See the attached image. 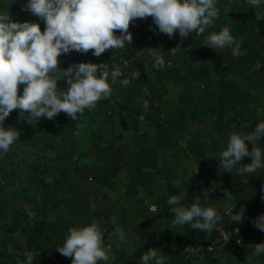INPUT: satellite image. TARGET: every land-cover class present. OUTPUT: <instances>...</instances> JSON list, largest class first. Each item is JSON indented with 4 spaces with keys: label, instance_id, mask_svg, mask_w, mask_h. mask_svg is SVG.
Segmentation results:
<instances>
[{
    "label": "clouds",
    "instance_id": "1",
    "mask_svg": "<svg viewBox=\"0 0 264 264\" xmlns=\"http://www.w3.org/2000/svg\"><path fill=\"white\" fill-rule=\"evenodd\" d=\"M219 0H26L25 7L43 20L12 19L6 5L0 0V155L6 153L19 139L20 129L15 125L5 126V119L13 109H19L20 117L37 123L41 117L54 119L62 110L73 119L91 110L104 97H111L113 84L117 81L128 85L116 67L102 70V63L80 61L64 68L60 76L54 73L61 53L71 50L99 56L107 49L124 48L132 44L133 32L129 30L134 18L152 16L158 31L173 37L177 30L181 37L190 33H204L215 24L219 14ZM258 9L257 19H264V0H247ZM119 29V32L114 30ZM205 43L220 51L231 47L234 55H242L241 46L227 25L212 31L205 37ZM153 57L154 67L165 66V56L160 47H147ZM171 52L175 51L173 47ZM66 78L67 87L58 85L60 78ZM23 90L20 91V85ZM148 90L145 89V92ZM145 111L149 101L143 100ZM139 119H145L141 114ZM252 143L251 149L248 142ZM250 155V162L244 157ZM220 165L223 170L245 174H256L264 169V119H260L251 130L233 131L226 146L220 151ZM249 175L248 179L252 176ZM192 176V174H191ZM190 176V179H191ZM187 193L178 191L168 197L172 207L174 224L190 223L192 228L212 232L223 220L221 212L214 206H202L199 202L184 203ZM230 209L232 221L243 222L244 209ZM253 223L264 230V212ZM115 232L123 238L124 228ZM105 229L98 219L69 229L62 246L57 249L72 257L71 264H109L110 246L104 244ZM257 255L264 254V241L251 245ZM33 254L26 253V260L20 264H33ZM169 257L159 247H149L141 255V264H167Z\"/></svg>",
    "mask_w": 264,
    "mask_h": 264
},
{
    "label": "trees",
    "instance_id": "2",
    "mask_svg": "<svg viewBox=\"0 0 264 264\" xmlns=\"http://www.w3.org/2000/svg\"><path fill=\"white\" fill-rule=\"evenodd\" d=\"M234 1L237 3L236 14L229 17L228 21L219 19L222 23L220 25L216 24L215 27H218V30L223 25L230 27L236 42L241 46L242 55H234L231 47H227L223 51H217L205 43V37L209 33H195L194 31L184 37L185 42H180V44H178L176 36L171 39L173 47H175V53L179 56L176 63H167L157 69L154 67L153 62H150L147 65L149 68H144V64H138L133 60L134 53L140 49L144 40L148 39L151 44H157L161 39L166 38L168 34L159 32L157 27H145L143 24H134L133 22H130L129 30L138 34L137 39L139 42L136 43L134 41L135 44L126 43L124 48H110L99 56L93 55L92 49L87 52L71 50L67 53H61L59 58L61 69L68 68L76 62L92 61L108 64V71H111L114 65L122 64L123 60L128 61L127 65L123 67L124 72L120 77L121 80L127 77L130 80L128 85H123L117 81L113 84L111 97L102 98L95 107L89 111L86 110L79 119H73L62 110L63 120L71 121L75 131L80 128V122L82 121H89L91 124L97 123L99 119H96L94 108L100 106L103 108L102 104H100L102 101L110 104V107H104L106 115L102 118V121L107 119L114 120L115 115L118 114L121 128L131 138V142L139 151V155L135 161L117 164V169H110L107 174L104 173L101 176L104 183H113L115 174L117 173L118 177V173L123 168H126L128 177L126 194L133 196L138 192V188L132 184L136 176L146 178L145 191L150 192L153 190L150 187V183L154 182L155 175L161 172V162H171L170 159L164 160L161 155L172 149L174 142L183 134L182 131L184 132L188 129V122L202 120L204 115L212 114L214 116V128L223 129L230 121L240 124L243 122L244 111H236L238 106L248 108L250 115L245 117L246 120L251 119L254 121L257 109H261V107H263L264 112V99L261 93L262 87H260V85L264 84V33L258 40L249 39L245 34H240V31L248 26H258L260 31L264 30V19L258 22V9L248 4L247 0ZM7 2L9 4L6 7L12 19L21 21L25 19L40 20L41 29H44L45 24L38 15H34L30 11L28 13L21 11V7L26 4V0H7ZM114 31L119 32L120 30L116 29ZM178 33L179 31L177 30L176 34ZM180 46L183 47V51L180 50ZM188 52L194 54L196 57L195 62L188 58ZM238 60L241 61L244 69L241 72H232L231 68L236 67ZM131 71H136L137 76H133ZM58 85L62 88L68 86L67 81L60 82ZM20 86L23 88V84ZM145 89L148 91L145 92ZM115 90H120L119 98L116 96ZM172 90L175 91L174 102L168 100ZM114 99H116L115 103L119 105L118 109L117 106L112 105ZM144 99L149 101L148 111H145L143 107ZM248 113L245 114L247 115ZM141 114L145 116L143 121L139 119ZM9 116H14V125L21 131L19 139L6 153L0 155V191L16 176L15 168L10 166L13 162H18L17 157L20 154L18 151L24 142L26 143V141L30 140L33 134L32 124L34 123L22 119L15 114L14 110ZM37 123L41 125V131L44 130L42 134L44 138L32 143L35 146L42 145L49 149L57 148L60 144L55 137L57 134L55 132L49 133L54 120L41 117ZM178 126L181 127L180 130H177ZM150 129H154V140H151L148 136V130ZM94 132H90L88 136L93 137ZM50 136L53 138L50 139ZM181 147L180 154L194 158L198 165L197 168H188L182 165L177 174L168 176L169 180L165 188L167 194L163 195L164 204L161 208V215H175L170 211L172 206L168 204L170 195L183 190L187 193L183 202L190 205L197 199L198 190L204 185L208 186L210 179L214 178L213 170L210 167V158L208 159L203 152V149L209 148L207 142L198 136H191L186 139ZM82 157L83 155L78 156L77 171L84 161ZM40 163L41 161L36 159L33 164L37 174L48 168V165L44 164V162ZM73 176L74 172L63 170L62 178L54 179L53 182H45L41 178L38 179L39 185L43 189L40 198L42 203L40 213L42 217L46 215L45 207L50 205L49 188H53L55 191L63 189L67 185L72 184ZM69 188L71 192L74 189L72 186ZM2 203L3 197L0 193V209ZM57 204L55 202L51 207L54 213L59 214ZM216 208L223 216V220L218 224H222L225 227H233L234 224L228 223L225 212L220 207ZM96 213L97 215L100 214L99 211ZM10 214L11 219L9 222L0 220V264L10 263V261L12 264H20L21 260H26V255L18 256L17 254L9 253L6 249L7 243L11 241L13 234L20 228L28 230L38 225L35 224L29 227L27 223L23 224L19 207L14 208ZM39 225L42 226L43 223L39 222ZM35 233L37 238H27L26 251L32 252L33 261L44 263L43 259L45 258L43 255L47 247L42 243L41 231L36 230ZM215 235L216 228L212 232L197 228V230L194 229L189 233L187 240L190 243H205Z\"/></svg>",
    "mask_w": 264,
    "mask_h": 264
},
{
    "label": "crops",
    "instance_id": "3",
    "mask_svg": "<svg viewBox=\"0 0 264 264\" xmlns=\"http://www.w3.org/2000/svg\"><path fill=\"white\" fill-rule=\"evenodd\" d=\"M148 18L151 20L149 15L147 18H144V21L141 20L139 24H148ZM215 19L216 23L213 26H208L205 33L214 31L213 28L216 24L220 25L218 22H221L219 19L222 18L216 17ZM131 22L138 24L133 20ZM150 26L158 28V26ZM137 36L138 34H136ZM175 36L179 42L178 44L185 42V38L181 37L179 33L175 34ZM165 42L169 43V45L165 46L166 50H163V54L165 60L166 58H170L165 64L176 63L179 56L176 55L175 51H170L173 48L171 41L167 42L163 38L154 45L160 47ZM162 48L163 46L160 47V49ZM180 50L183 51V47ZM165 53L168 55H165ZM187 56L190 60L196 61L193 53L188 52ZM133 60L138 64H143L147 61L153 62V57L151 55L143 56L140 53L133 56ZM58 66H61L60 62ZM64 71L66 69L59 68L54 74L60 76ZM64 81L66 82L67 80L62 77L58 80V83ZM117 93H120V90ZM174 93L175 91L172 90V94L168 97L170 102L175 101ZM100 104H102L103 108L101 106L94 108L96 119L99 120L97 123H93L96 125V128H94L96 131L94 134L92 133L93 137L88 136L90 132L84 133L80 128L75 131L71 121H62V111L53 119L54 124L51 126L49 133L55 132L57 134L55 136L56 140L60 144L57 148L53 149L45 147L48 153H51L50 158H53V160H48V168L45 171L37 174L34 168L31 167V165L33 166L32 162H34L33 158L34 160L39 159L40 161L44 158H40V155H37L33 151L26 152L13 165L16 176L0 191L3 197V203L1 205L2 212L0 213V220L2 222H9L11 219V211L16 207L23 206V201L31 199L40 203V192L43 189L39 185V178L45 182H53L54 179L62 178L63 170L74 172V176L72 184L67 185L63 189L55 191V189L49 188L48 197L50 198V205L48 206L51 207L57 202L59 214L53 212L54 219L49 224L43 223L42 226L38 224L36 227H31L32 225L28 224L31 227L28 230L20 228L13 234L11 241L7 243L6 249L9 253L17 254L18 256L26 255L27 238L36 237L35 231L40 230L41 239H43L42 243L47 247V250L54 251L64 259L65 263L71 264L72 257L63 255L57 247L62 246L71 227L89 223L93 219H98L105 229L104 244L105 246H110L109 254L111 260L109 263L141 264V255L149 247H159L161 253L169 257L167 264L264 263V254L257 255L254 248L251 247L256 242L264 241V230L259 229L253 223V220L260 213L264 212V169L257 170V173L254 175L245 174L241 176L235 169L232 172L223 170L219 166L220 158L218 157L220 151L226 146V142L233 131L251 130L260 119H264V114L262 115L259 114L260 112H257L254 121L251 119L246 120L245 117L250 115L248 108L238 106L236 111H244L243 122L240 124L230 121L223 129L214 128V116L212 114H206L202 120L188 122V129L184 132L182 131L183 134L178 137L180 144H183L191 136H198L207 142L209 147L208 149H203V152L208 159L210 158V167L213 170L214 177L213 184L209 183L208 186H202L197 192L195 202L201 203L202 206L220 207L225 212L228 223H237L240 229L239 237L241 238V242L237 243L233 239L224 248L193 257L187 253L181 254L179 251L186 244L190 243L186 242L187 226L190 227L188 233L194 229L197 230V228H192L190 223L183 225L172 223L174 215L160 216L154 214V211L149 210L146 206H135L137 200L123 202V200L116 197L112 199L110 191L117 192V181L104 183L101 176L104 173L107 174L110 169H117V164H122L127 161L133 162L129 158L135 161L138 158L139 151L135 147V149L130 148L129 141L127 140L128 137L125 136L119 124L118 114L115 115L114 120L107 119L102 121V118L106 115L104 107H110V104H106L105 101H102ZM112 105L117 106V109L119 107L118 103L117 105L112 103ZM258 110L260 111L261 109ZM245 113L248 114L246 115ZM15 114L20 116L19 109H17ZM13 117H6L4 121L5 126L9 124L14 125ZM84 123L85 121L80 122L81 129ZM32 129L33 134L27 142L44 138L42 135L44 130L41 131V125L39 123L32 124ZM180 129L181 127L178 126L177 130ZM49 138L51 139L53 137L50 136ZM248 144L251 149L253 146L252 143L249 141ZM80 155H83L82 158L84 161L77 171L76 166L79 159L78 156ZM192 159L195 162V159ZM243 159L245 162H250L252 157L246 155ZM50 160L55 163H51ZM43 162H45L44 159L41 163ZM194 162L192 163L193 166ZM249 175L252 176L248 179ZM95 179L98 180V185H92V180ZM114 179L117 180V173ZM210 185L214 187L213 191H210ZM71 186L74 187L72 192L69 188ZM127 187L128 185L125 186V193ZM232 207H234V211H239L241 208L244 209L243 222L231 220L229 213ZM62 208L67 209L64 215L62 214ZM98 211L100 214L97 215L96 212ZM94 212L95 214L93 215ZM21 219L23 224L27 223V220L22 215ZM43 219L45 218L41 217L39 221L41 222ZM121 226L125 230V236L123 238L115 232ZM43 261L44 263L33 261V264H49L45 259ZM5 264L12 263L10 261V263L6 262ZM98 264H105V262L101 260Z\"/></svg>",
    "mask_w": 264,
    "mask_h": 264
},
{
    "label": "rangeland",
    "instance_id": "4",
    "mask_svg": "<svg viewBox=\"0 0 264 264\" xmlns=\"http://www.w3.org/2000/svg\"><path fill=\"white\" fill-rule=\"evenodd\" d=\"M218 8H219V15L217 17L225 19L226 21H228L229 17L234 16L236 14V12H237V3L234 0H219ZM150 18H151V20L148 18V22L150 24L149 23L148 24L142 23V24L145 27L146 26H150V25L157 26V25L154 24V21H153L151 15H150ZM141 20L144 21V18H134L133 19V21L135 23H139ZM260 20H258V22L262 21V20L261 21ZM219 23L221 24V22H218V24ZM211 26H213V25H211ZM213 29H214V31H217L218 27H214ZM263 33H264V30L260 31V27H258V26H256V27L248 26L246 28H243L242 31H240V34H245L249 39H255V40H258ZM172 38H174V36L173 37H169V35H168L165 38V40H167V42H170L171 41L170 39H172ZM134 41H136V43L139 42V40L136 37V33L135 32H133V41H132V43H134ZM168 45H169V43H166V42L163 43V45H162L163 48L160 49L162 51V53H163V50H166L165 46H168ZM149 46L158 47L157 45L151 44L149 42V40L146 39V40H144L142 42V46L138 50L139 54L142 53L143 56L151 55L148 52V49H147V47H149ZM162 46L160 45V47H162ZM221 50L223 51L224 49H221ZM165 55H168V54L165 53ZM169 60H170V58H166V62H168ZM149 63L150 62H148V61L143 63L144 66H145L144 68H149L147 66ZM242 68H243V64L241 63L240 60H238L237 61V67L231 68V71L232 72H234V71L240 72L242 70ZM260 87H262L261 93H262V96H263V99H264V84L260 85ZM22 89L23 88L20 86V91H22ZM117 91L118 90H115L116 96H118V98H119L120 97V93H117ZM112 102L115 103L116 99H114ZM115 105H117V104L115 103ZM13 110L16 113L17 109H13ZM257 112L258 113L260 112L259 114L263 115L264 114L263 107H261V110L260 111L258 110ZM62 121H64L63 118H62ZM94 128H96V125H94L93 123L92 124L89 123V121H87V122L85 121V123L83 124L82 129L80 127V130H83L84 133L85 132L89 133V132H92V131H96ZM123 132H124L125 136L128 137L127 133L125 131H123ZM148 136H149V138L151 140L155 139L154 129L148 130ZM129 138L130 137H128L127 140L129 141L130 148L135 149L133 144H132V142H131V138L130 139ZM183 144L182 143L180 144L179 140L177 139L174 142V144L172 145V149L169 152L161 155V157L164 160L165 159L166 160L170 159L171 162L170 163H166L165 161L161 162V167H160L161 168V172L157 173L155 175V177H154V182L150 183V187L153 188L152 191H150V192H146L145 191L146 178H143V177H140V176H136L133 179L132 184L134 183V185L137 186L138 192H136L133 196L127 195L124 190H125V186H127V184H128V180H127L128 177H127V173H126V168H123L118 173V177H117L118 180H115V181H117V183H116L117 192L110 191V194L112 195V199L116 197L118 199L123 200V202H128L130 200L131 201L137 200L135 202V206H139L140 205V206L148 207L150 204H155L156 205V210L154 211V214H157V215L161 216L160 212H161V208H162V206L164 204V200H163L164 196L163 195L166 193V191H165L166 189L165 188H166V184H167V182L169 180L168 176H173V175L177 174V172L181 169L182 165H184V166H186L188 168H197V165H198V162H196V160L194 162L192 157H190L188 155L180 154L181 153V148H182L181 146ZM28 151H33L37 155H40V158L44 157L43 159L45 160V162H44L45 164H47L49 159L53 160V158H50L51 153H48V150L45 149L44 146H42V145L41 146H35L34 143L27 142V141H26V143L24 142V144H22L21 149L18 151V152H20V154L18 155L17 159L19 160V157H21V156L23 157V155L26 152H28ZM46 153H47V155H46ZM23 160H25V159L23 158ZM129 160L130 161H134V159H132V158H129ZM33 161L35 162L34 158H33ZM34 162H32V163L34 164ZM50 162L53 163V164L55 163V162H53L51 160H50ZM193 162H194V166L192 164ZM14 164L15 163L13 162L10 167L12 168ZM31 167L34 168V166H32V165H31ZM199 167H200V165H199ZM93 184H97L98 185L99 184L98 180H96V179L92 180V185ZM40 191H41V188H40ZM30 200L23 201L22 202L23 206H19V208L21 209L22 216L27 220V224H31V225L39 224V222H40L39 220L42 217V215L40 213V211H41L40 210L41 209L40 206L42 205V203H41V201H40V203H37L36 201H33V200L30 201ZM27 210H30V212H32L33 215H30ZM45 210H46V215H44V217H43L45 219H43L41 222L44 223V224H49V222H52L51 220L54 219L53 208L49 207V206H46ZM61 210H62V214L63 215H64V212L67 211L66 208H62ZM0 211L2 212V209H0ZM83 213H85V212L83 211ZM66 214H68V213H66ZM189 230H190V227L187 226V229H186V232H187L186 242H188L187 238H188V235H189V233H188Z\"/></svg>",
    "mask_w": 264,
    "mask_h": 264
},
{
    "label": "built area",
    "instance_id": "5",
    "mask_svg": "<svg viewBox=\"0 0 264 264\" xmlns=\"http://www.w3.org/2000/svg\"><path fill=\"white\" fill-rule=\"evenodd\" d=\"M21 11L23 13L29 12V10L26 9L25 5L21 7ZM138 54L139 52L137 51L134 53V56ZM127 63H128L127 60H123L122 64L114 65L112 69L116 67H120L122 74H123L124 72L123 67L126 66ZM102 65L105 66L104 68H102L103 70H108V67H109L108 64L104 63ZM131 74L135 77L137 76L136 71H131ZM210 184H213V179H210ZM213 189L214 187L210 185V191H213ZM263 201H264V196H263ZM148 209L151 211H155L156 205L150 204L148 206ZM27 211L30 215H33L32 212H30V210H27ZM239 232H240V229L237 223L234 224L233 227L231 228L225 227L222 224H218L216 226V235L213 238L207 240L205 243H188L179 252L181 254L187 253L188 255L193 256V257L204 254L206 252L210 253L217 249L226 247L233 239H235L237 243L241 242V238L239 237ZM43 256L49 262V264H67L65 263L64 259L61 256H59L57 253H55L52 250H46ZM109 264H119V263L113 262Z\"/></svg>",
    "mask_w": 264,
    "mask_h": 264
},
{
    "label": "bare ground",
    "instance_id": "6",
    "mask_svg": "<svg viewBox=\"0 0 264 264\" xmlns=\"http://www.w3.org/2000/svg\"><path fill=\"white\" fill-rule=\"evenodd\" d=\"M139 24V23H138Z\"/></svg>",
    "mask_w": 264,
    "mask_h": 264
}]
</instances>
